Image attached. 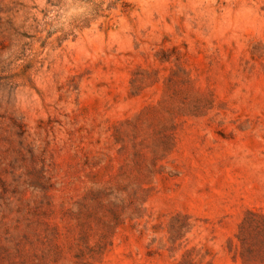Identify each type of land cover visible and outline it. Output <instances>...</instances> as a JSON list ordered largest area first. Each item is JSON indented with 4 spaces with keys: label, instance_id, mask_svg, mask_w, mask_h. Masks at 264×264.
Instances as JSON below:
<instances>
[{
    "label": "rangeland",
    "instance_id": "374dc122",
    "mask_svg": "<svg viewBox=\"0 0 264 264\" xmlns=\"http://www.w3.org/2000/svg\"><path fill=\"white\" fill-rule=\"evenodd\" d=\"M0 264H264V0H0Z\"/></svg>",
    "mask_w": 264,
    "mask_h": 264
}]
</instances>
